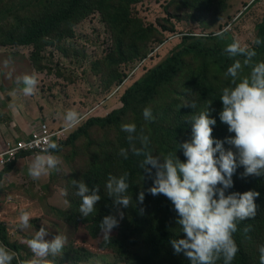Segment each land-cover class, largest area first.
<instances>
[{
  "label": "rangeland",
  "instance_id": "obj_1",
  "mask_svg": "<svg viewBox=\"0 0 264 264\" xmlns=\"http://www.w3.org/2000/svg\"><path fill=\"white\" fill-rule=\"evenodd\" d=\"M53 1L55 0H0V130L4 131L3 127L7 130L5 135L0 136V148L3 143L17 139L10 130L12 124L17 125L22 119H26L27 126L29 123L30 125L44 123L51 130H55L64 127L62 117L67 109H75L82 113L86 108H92L103 101L104 104L92 112L94 116H97L104 110L102 108L105 105H108L109 109L117 104L115 100L119 98V95L109 101L108 89L105 87V83L109 82L108 59L118 57V53L115 52L114 34L93 5H89L87 8L89 12L83 17L72 22L68 27L61 28L59 34L43 39L38 47L17 46L10 42L9 37L14 30H23L33 22L42 19ZM250 1L231 0L226 11L223 13L225 8H222L217 14L212 11L213 8L202 4H198L195 8H184L180 0H143L132 4L131 18L141 21L144 28L157 31L149 34L147 42H137L135 45L139 49L146 47L145 52H147L158 45V43H152L154 41L164 42L166 38V41H170L182 35L180 33L206 37L215 35L223 28H230V35L228 31H225L221 44H229L230 37L231 41L235 38L242 44L250 45V42L252 44L255 39V26L263 21L264 16L263 0H254L248 6ZM245 6L248 7L243 12ZM239 12L243 14L237 19L235 15ZM172 27L177 34H173ZM187 38L191 40L194 37ZM126 39H133V37L126 35ZM180 41L175 39L164 46L157 47L152 53L155 56V51L160 52L156 55L155 66L159 65ZM169 43L171 46L166 48ZM132 47V44L125 46L124 56H130ZM136 59L115 68L118 73L124 75L122 80L131 73L130 69ZM194 60L192 56L186 55L181 58V64H184L186 69H193L196 67ZM254 60L264 61V53ZM233 62L229 61L227 65L219 63L211 70L209 79L225 82L227 86H231V77L226 78L224 73ZM180 70L172 79L157 86L148 99L133 100L130 109L118 115L113 123L104 129L92 126L88 129L86 136L79 137L73 144L63 146L62 151L53 153L60 156L63 162L59 173L52 172L48 177L36 182L28 175L24 174V177L22 172L17 175L11 185L0 188V204L17 203L18 211L20 209L26 211L25 208L28 207L21 206L10 198L21 196L22 190L37 201L32 211V219H34V222H31L32 226L38 222L36 219L41 218L45 227L50 229L61 227L65 230L64 234L68 238V243L60 256L48 258L53 261V264H178L183 260L181 258L183 254L175 255L174 249L169 246L168 252L164 255L157 257L153 262L145 263L147 255L141 251L142 236L132 235L131 240H127L122 232L121 223L119 227L113 229L112 239L109 241H104L100 232L92 236L85 217L73 209L74 202L80 198L75 195L76 189L71 184L72 179L83 180L97 167H101L104 173L105 168L101 163L106 157L119 153L120 148L128 147L127 141H121L122 136L127 135L121 131V125L124 123L142 125L145 133L153 138L156 146L152 150L154 155L177 151L176 155L185 159L182 151H178L165 142L167 123L171 121V110L193 101L198 107L195 97L190 95L187 98L186 93L187 80L193 75L185 74L182 67ZM249 71L250 69L245 68L242 74L247 75ZM32 72L39 75V92L34 96L26 97L20 90L23 85H17L16 77ZM134 81L132 78L123 90L130 87ZM145 107L152 109L156 117L154 122H146L143 119L142 111ZM85 115L88 116L89 113ZM223 130L228 132L227 125L223 124ZM190 138L191 136L184 138L183 142ZM140 171L143 175L138 174L137 182L140 190L150 188L155 170L152 176H148L141 169ZM109 173L110 169L107 171L108 176ZM61 188L68 190L67 197L59 196L58 192ZM102 189L107 192L106 187ZM5 191L9 197L8 202L1 197V192L5 193ZM53 194L58 196L60 203L52 206L47 201ZM65 199L68 203H64ZM144 202L147 210L154 209L151 194ZM256 204L259 205V203ZM99 205L101 200L96 207ZM57 208L64 211L62 215L59 216ZM118 209L121 211L122 207L116 206V211ZM59 218H62V221ZM162 218L159 213L158 219ZM177 219L170 217L167 225L174 233L179 234L180 237L174 236V239H183L185 237L175 223ZM4 227L7 233L8 228ZM36 228L39 227L36 226ZM9 229H13V226ZM260 241L259 237L246 238L243 241V248L252 259V264H259ZM12 243L17 244L13 240ZM115 243H119V246ZM24 252L22 255L26 259L32 258L27 248H24Z\"/></svg>",
  "mask_w": 264,
  "mask_h": 264
},
{
  "label": "clouds",
  "instance_id": "obj_2",
  "mask_svg": "<svg viewBox=\"0 0 264 264\" xmlns=\"http://www.w3.org/2000/svg\"><path fill=\"white\" fill-rule=\"evenodd\" d=\"M253 1L251 0L248 6ZM248 6L244 7L243 12ZM243 12L237 13L235 17L239 19ZM225 31L230 35V28H223L215 35L223 39ZM262 43L264 41L259 38L252 41L256 46ZM223 51L233 58L234 62L224 73L226 78L231 77V86L221 90L219 101L222 110L219 119L234 136L224 138V130L214 131L215 136L224 141L213 139V128L217 121L210 118L209 107L212 102L208 103L206 110L191 115L185 121L191 128V138L178 144V149L182 150L185 157L183 162L176 155L177 151L154 155L150 134H146L143 127L138 128L135 123L121 125V131L127 134L128 147L120 148L119 155L127 160L131 152L133 156L142 158L139 168L148 176H152L155 170L152 185L139 191L135 206L142 205L149 194L154 200L155 196L163 195L171 202L178 216L175 223L185 238L172 239L170 244L174 254H183L190 264H217L218 261L233 264L239 252L234 234L239 230L241 222L255 219L259 211V206L255 203L260 196L259 192L249 190L244 193H226L234 186L232 177L239 167L244 168L241 178L264 177V61L254 60L258 53L251 46V42L250 45L242 44L235 38ZM236 57H243V60ZM141 64L134 67L117 90L129 82ZM245 68L250 69L247 75L242 74ZM16 82L18 86L23 85L20 90L26 97L39 92L40 81L36 72L18 76ZM184 107L195 109L197 105L193 101ZM90 114L86 116L75 109L65 110L62 119L66 136L72 130H77L81 121ZM142 115L146 122H154L156 119L150 107H145ZM36 143H43L46 147L29 158L27 174L31 180L38 182L52 172L59 173L63 162L60 156L53 154L62 151V146L53 142L51 136ZM225 143L230 146L229 149H225ZM2 163L3 161H0V165ZM129 176L127 171L119 176L109 174L105 185L113 205L123 209H128L133 203V196L128 194L131 186ZM71 184L76 189L75 195L81 200L79 212L87 218L101 200L100 188H90L82 179H72ZM58 194L60 197H67L68 190L61 188ZM64 203H68L67 199ZM139 211L143 214L144 209L140 208ZM32 216L29 211H21L17 228L20 231L32 228ZM123 218L124 212L119 209L117 215H106L102 218L99 229L104 241L112 239L113 229L119 227ZM0 224L4 227L1 222ZM33 228L35 231L32 238L23 242L25 248L31 252L32 258L22 259L20 252L0 241V264H53L48 258L60 256L64 252L68 243L65 234L45 239L51 231L47 230L42 219H39ZM252 230L251 224H246L242 229L247 238H250L248 234ZM15 245L25 253L22 245ZM258 253L259 264H264V244L259 246Z\"/></svg>",
  "mask_w": 264,
  "mask_h": 264
},
{
  "label": "trees",
  "instance_id": "obj_3",
  "mask_svg": "<svg viewBox=\"0 0 264 264\" xmlns=\"http://www.w3.org/2000/svg\"><path fill=\"white\" fill-rule=\"evenodd\" d=\"M141 1L143 0H55L50 4L42 19L33 22L23 30L16 29L10 34L9 40L14 45L38 47L43 39L59 34L61 28L68 27L72 22L83 17L89 12L87 9L89 5H93L94 8L101 13L105 23L113 31L116 46L115 52L118 53V57L108 59L107 72L109 73V82L105 83V87L108 89L107 99L109 101L119 95V98L115 100L117 104L109 109L107 108L108 105H105L102 108L104 110L97 116H94L92 112L96 108L101 107L104 104L103 101L102 103L100 101L92 108H86L81 114L91 113L90 116L81 121L77 130H72L67 136L58 142L62 147L73 144L81 136H86L88 129L92 126H98L104 129L107 125L113 123L118 115L124 114L130 109L133 100L148 99L151 97L155 88L172 79L177 72L181 71V67L185 74L193 75L187 80L186 93L187 98L190 95L195 97L198 107L192 109L182 105L171 110V121L167 123L165 142L178 151H182L178 149V144L183 143L184 138L191 136V128L185 121L188 120L191 115L206 110L209 102H212L209 107L210 118H214L217 121L213 128V139L224 141L215 136L214 131H223V123L219 119V113L222 110V104L219 99L221 90L227 85L225 82H215L209 78L211 70H213L219 63L227 65L229 61H233V58L228 57L223 51L227 46V43L221 44L222 38H219L216 35L202 37L189 33H180L182 35L178 34L180 35L179 37L172 39H176L177 41L181 40L180 43L176 45V48L171 50L167 56L163 53L166 57L159 65L155 66L156 55L160 54V52L155 51V56L152 53H154V50L157 47L161 45L164 46L172 40L166 41V38L164 42H160V40L154 41L152 43H158V45L147 52H145L146 47L139 49L135 45L137 42H147L149 40V34L151 32H157L156 29L144 28L141 21L131 18L130 6ZM180 1L184 8H195L198 4H202L213 8L212 11L217 14L222 8H225L223 10L224 13L231 0L228 2L227 0ZM171 31L173 34H177L174 33L175 31L173 27ZM126 35L128 37H133V39H126ZM187 37L194 38L190 40ZM255 38L264 41V16L263 21L255 26ZM231 40L232 39L229 37L230 43L232 42ZM128 44L133 45L131 54L130 56H124L123 50ZM169 46H171V43L166 45V48ZM251 46L254 47L258 53L256 57H259L264 53V43L260 46L252 44ZM186 55L192 56L195 59L193 61L196 63L195 68L186 69L185 65L181 64V58ZM133 59L136 60L132 64L133 67L130 69L131 71L134 67L143 63V61L145 62L141 64L137 73L132 77L133 80H135L134 83L126 90H123V88L128 83L122 89L117 90V87L128 75L122 80L124 75L118 73L115 68L119 65L128 63ZM236 59L243 60V57H236ZM137 126L138 128L142 127L141 124H138ZM229 136H234V133L231 134L224 130V138ZM150 138L151 149L153 150L156 146L153 142V138L151 136ZM121 141L126 142V135L122 136ZM224 147L225 149L230 148L226 143L224 144ZM141 159L142 158L133 156L131 152H129L127 160L120 156L119 153L114 155L111 154L101 163L105 168L104 173H102L101 167H97L91 175L83 178L90 188L99 186V194H102L101 205L97 206L95 211L87 218L85 217V222L89 225L90 234L95 236L96 232H100L99 225L104 216L117 215L116 206L113 205L112 199L107 195V192L102 191V188L106 185L108 178L107 171H109V169V174L115 176L122 175L125 171L129 172V183L131 186L128 190V194L133 196V203L128 209L122 208L121 210L124 212V218L120 221L121 229L127 240H131L132 235L142 236L143 248L141 251L147 255L145 263H150L162 254L164 255L165 252H168V248L171 246L170 241L174 239V236L178 238L180 236L179 234L174 233L167 225L170 217L178 218V216L173 209V205L166 197L163 195L155 196V200L153 199L154 209L152 210H147L145 202L142 205L135 206V201L137 200L140 191L137 182L138 174L140 173L141 176H143L139 169V162ZM179 159L182 162L185 160L183 158ZM13 166L14 163L9 164L2 174L9 173ZM243 172V167L237 169L232 177L234 186L229 189L226 194L231 192L244 193L249 190L259 191L260 196L255 200V203H259V205L257 204L259 206V211L255 219L241 222L238 226L239 230L234 234V239L239 246V252L233 261V264H252V259L247 255L243 248V241L247 237L243 234L242 229L246 224H251L253 228L248 236L250 238L259 237L261 240L259 246L264 244V177L249 176L241 178ZM2 174L0 175V178ZM147 198L149 197H146L145 201ZM80 203V199L76 200L73 204V209L79 211ZM140 208L144 209L143 214L140 213ZM56 211H58L59 216L64 212L59 208H57ZM159 213L162 215V219H158ZM59 219L62 221V218ZM64 222H66L65 219ZM47 230L51 231L50 228H47ZM0 241L15 251L20 252L21 258L26 259V257L22 255L21 250H18V245L11 244L7 241L6 230L1 224ZM115 244L119 246V243ZM181 258H183V260L178 262V264H190L183 255ZM217 264H223V262L218 261Z\"/></svg>",
  "mask_w": 264,
  "mask_h": 264
},
{
  "label": "crops",
  "instance_id": "obj_4",
  "mask_svg": "<svg viewBox=\"0 0 264 264\" xmlns=\"http://www.w3.org/2000/svg\"><path fill=\"white\" fill-rule=\"evenodd\" d=\"M26 123H27L26 119H22L17 125L12 124L10 132L14 136H17V138L25 137L31 128L30 123L28 124V126ZM3 128H4V131L0 130V136L2 134L5 135V132L7 131L5 127H3ZM4 144L5 143H3L0 150H2L4 148ZM28 163H29V158L18 159L16 161V163L14 164L12 170L9 173L3 175L2 178L0 179V188L11 185L15 181V178L17 177V175L22 173V172H23V176H24V174H25V176L28 175L27 174ZM1 197L6 202L9 201L7 191H5V193L1 192ZM10 200H14V201L18 202L19 204H21V206L30 208V209H28V208H25V209H26V211H29L31 213L35 209L34 204H37V201H34L33 198L29 197L27 195V192L24 190H22L21 196H19V197L15 196V198H10ZM47 202H48V204L53 206L54 204H59L60 199L58 198V196L56 194H53L52 196L49 197ZM10 211H11V213H9ZM20 212H21V209L18 211L17 203L11 204V205L0 204V222L8 228L7 233H6L7 241L9 243H11V241L13 240L17 244L22 245V249H24L25 248V245H23L24 243L21 244L19 241L24 242L25 240L32 238V236L34 235L35 229L33 228L34 226H32V228L25 230V231L18 230L17 224H18V216H19ZM39 219H41V218H39ZM39 219H36V220H39ZM31 222H34V219H31L30 223ZM35 223H34V225H35ZM12 226H13V229H9ZM64 233H65V230H63L61 227H59V228L57 227L55 229L52 227L50 235L47 236L45 239L51 238V237L53 238L55 235H58V234L64 235Z\"/></svg>",
  "mask_w": 264,
  "mask_h": 264
},
{
  "label": "built area",
  "instance_id": "obj_5",
  "mask_svg": "<svg viewBox=\"0 0 264 264\" xmlns=\"http://www.w3.org/2000/svg\"><path fill=\"white\" fill-rule=\"evenodd\" d=\"M66 133L63 127L51 130L44 123L31 124V128L25 137L7 141L4 144V148L0 150V161H3L2 165H0V173L3 172L7 165L22 157L30 158L46 147L43 143L38 144L36 141H42L43 138L51 136L52 141L58 143L66 136Z\"/></svg>",
  "mask_w": 264,
  "mask_h": 264
}]
</instances>
